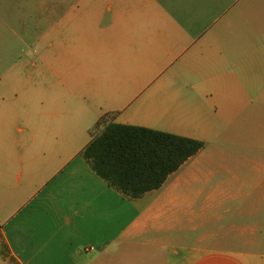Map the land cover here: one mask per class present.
Wrapping results in <instances>:
<instances>
[{"label": "crops", "instance_id": "crops-1", "mask_svg": "<svg viewBox=\"0 0 264 264\" xmlns=\"http://www.w3.org/2000/svg\"><path fill=\"white\" fill-rule=\"evenodd\" d=\"M83 11L72 69L0 94V264H202L203 248L189 263L174 248L200 216L188 160L129 198L81 153L106 113L203 141L246 110V71L264 72V0H75L58 22L81 26Z\"/></svg>", "mask_w": 264, "mask_h": 264}, {"label": "rangeland", "instance_id": "rangeland-1", "mask_svg": "<svg viewBox=\"0 0 264 264\" xmlns=\"http://www.w3.org/2000/svg\"><path fill=\"white\" fill-rule=\"evenodd\" d=\"M74 3L0 0V94L53 87L56 72L72 69L74 50L85 47L88 11L82 12L81 26L60 25L58 14ZM84 5L88 9L90 2ZM246 72L252 103L232 121L218 122L182 169L188 176L197 173L202 189L194 208L200 216L189 213L184 240L174 247L183 248L188 263L193 250L203 248L202 264H264V72ZM237 73L244 76L243 64ZM219 186L232 190L216 191Z\"/></svg>", "mask_w": 264, "mask_h": 264}, {"label": "trees", "instance_id": "trees-1", "mask_svg": "<svg viewBox=\"0 0 264 264\" xmlns=\"http://www.w3.org/2000/svg\"><path fill=\"white\" fill-rule=\"evenodd\" d=\"M103 114L82 156L93 170L129 198L158 189L204 142L147 127L108 122Z\"/></svg>", "mask_w": 264, "mask_h": 264}]
</instances>
